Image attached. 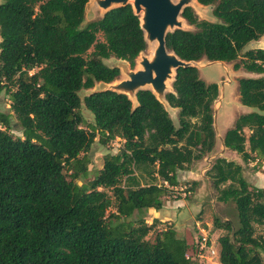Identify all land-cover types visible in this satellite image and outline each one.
Returning a JSON list of instances; mask_svg holds the SVG:
<instances>
[{
  "label": "trees",
  "instance_id": "trees-1",
  "mask_svg": "<svg viewBox=\"0 0 264 264\" xmlns=\"http://www.w3.org/2000/svg\"><path fill=\"white\" fill-rule=\"evenodd\" d=\"M195 1L211 7L214 22L184 7L179 16L194 30L167 33L165 48L184 62L232 63L252 75L236 79V92L253 111L239 115L221 143L257 165L264 161V49H242L264 36V0ZM86 3L0 0V91L8 101V113L0 112V264H195L194 243L171 224H147L145 215L179 186L177 171L212 153L217 86L200 80L196 67L176 69L164 93L176 126L149 90L135 92V106L111 91L80 99V91L118 77L104 60L132 67L146 49L129 5L83 24ZM11 116L19 136L10 134ZM95 137L121 146L85 182ZM241 170L217 157L205 172L216 201L232 203L237 219L235 227L213 219L225 232L218 264H264V231L256 233L264 230V188L250 186Z\"/></svg>",
  "mask_w": 264,
  "mask_h": 264
},
{
  "label": "rangeland",
  "instance_id": "rangeland-1",
  "mask_svg": "<svg viewBox=\"0 0 264 264\" xmlns=\"http://www.w3.org/2000/svg\"><path fill=\"white\" fill-rule=\"evenodd\" d=\"M175 3L177 0H171ZM193 13L195 14L197 20H206L214 22V19L210 15L211 7H203L198 4H193L190 6ZM102 12L95 6V4L90 3L87 0V3L84 8V17L83 24L96 20L100 18ZM179 19L182 21V29L193 31L194 27L188 25L181 17ZM97 40L101 41L102 38L100 35H97ZM251 48H261L264 49V36L261 37L258 41H252L247 43L243 47V51ZM151 49L146 46L145 51L142 53L145 56L150 55ZM133 66H128V69H134L136 67L135 62ZM105 65L110 67H117L121 64H127L125 61H120L114 58H109L103 61ZM232 63L222 65V63H208L205 60H200L195 63V67L198 70V77L205 83H214L217 86L218 96L213 102V113L215 108L216 114L214 116V132H215V141L216 144L219 143L220 137L233 126L234 120L241 114H245L253 111L251 108L244 107L238 103L237 92H236V79L240 77H245L247 73L242 70L233 71L231 69ZM119 70V69H118ZM125 79V76L120 72L115 81L111 84L116 83L120 80ZM102 88L101 84H95L90 91H80L78 93L80 99L85 96L88 92L100 90ZM170 89V86H169ZM168 89V90H169ZM168 92V91H166ZM165 92V93H166ZM132 106H135V102L132 101ZM168 116L173 121L176 126V116L172 109L168 106H165ZM0 112L8 113V101L6 95L3 91H0ZM79 112L82 118L91 123V115L85 111L81 105ZM264 114V111L262 112ZM10 134L12 136H19L21 131L17 127L15 119L10 117ZM121 146V142L117 139L108 142L107 144L101 146L97 142V137L93 140V143L89 150L90 155V165L87 167V175L85 182L90 181L96 174L97 170L101 168L102 157L106 153L114 154L118 151ZM213 153V150H212ZM219 153V152H218ZM219 155V154H218ZM211 164L213 159L209 155L205 156L202 160L198 162H192L187 168H193L195 171L188 178L196 181L195 186H191V180L183 179L180 181L179 186L175 188H169L167 196L164 198V208L170 214L169 217L173 219V224L177 228V235L179 237L184 236L187 244L189 246L198 239L204 236L207 240L208 246H212L214 251H218L217 238L223 234L224 231L214 229L212 222L216 218L219 221H229L234 227L237 224L236 212L233 207V204L228 203H219L216 201V192L214 191L211 181L205 176L207 170V162ZM186 168V169H187ZM184 175V173H183ZM188 175V174H187ZM83 181H76L77 185L82 184ZM109 194V192H107ZM145 220L147 224L151 223L150 215L146 212ZM163 225H157L149 232L147 239L152 241L154 233L157 228H161ZM264 230L261 228H256V233L261 234ZM205 249L201 250V259H197L195 264H214L215 259L206 260L203 259L207 255ZM190 252V251H189ZM216 264V263H215Z\"/></svg>",
  "mask_w": 264,
  "mask_h": 264
},
{
  "label": "water",
  "instance_id": "water-1",
  "mask_svg": "<svg viewBox=\"0 0 264 264\" xmlns=\"http://www.w3.org/2000/svg\"><path fill=\"white\" fill-rule=\"evenodd\" d=\"M90 3L103 13L125 5H129L139 21L146 46H151L150 57L140 53L138 55L139 69H128L127 64L116 68L125 79L116 83L101 84L102 88L95 91H111L123 94L129 101H134V94L138 90H149L156 101L168 106L164 100V93L170 92L171 87H165V81L173 80L174 72L178 68L195 67L193 61L179 60L172 52L165 48L164 37L173 30H183L179 19L181 10L195 4L192 0H89ZM197 4V3H196ZM140 14V18H139ZM213 63V62H208ZM221 63V62H220ZM169 89V90H168ZM214 117V113H213Z\"/></svg>",
  "mask_w": 264,
  "mask_h": 264
},
{
  "label": "crops",
  "instance_id": "crops-1",
  "mask_svg": "<svg viewBox=\"0 0 264 264\" xmlns=\"http://www.w3.org/2000/svg\"><path fill=\"white\" fill-rule=\"evenodd\" d=\"M213 63H217V62H213ZM222 65H225V63H222ZM246 76H252V75L247 74ZM237 100H238V97H237ZM170 109H172V108H170ZM216 109L217 108H215V110H214V116L216 114ZM172 110L176 114V110L175 109H172ZM213 126H214V117H213ZM221 141H222V137H220L218 144H216V141H215L214 147H213V153H211L209 155V157H211V160L219 157V158H223L227 161H233L234 163L241 166V168H242L241 175H242L243 179L250 186H253L255 188H264V161H260V163L257 165L255 164V161H248L247 163H243L241 161L239 155H237L233 151H230V150L224 148L222 146ZM209 163H210V161L207 162L208 168L210 167ZM261 166L263 168H261ZM193 170H194L193 168H187V169L182 170V171H177V173H176L177 180L180 182L183 179H187L189 176H191V174H193L195 172ZM183 173H184V175H183ZM189 180H191V179H189ZM191 181H193V180H191ZM147 213H149L151 220L156 219L161 224H164V223L171 224V226L174 228V230L176 232H178L175 224H173V222H174L173 219L171 217H169L170 214L167 210H165L164 206H162V208L158 211H154L153 209H149V210H147ZM181 238H183L185 240L184 236H182ZM186 243H187V241H186Z\"/></svg>",
  "mask_w": 264,
  "mask_h": 264
},
{
  "label": "built area",
  "instance_id": "built-area-1",
  "mask_svg": "<svg viewBox=\"0 0 264 264\" xmlns=\"http://www.w3.org/2000/svg\"><path fill=\"white\" fill-rule=\"evenodd\" d=\"M261 168H263L261 166ZM194 245H195V250H196V257L198 259H201V254H199V252L203 249H205V253L207 255H210V256H205L203 257V259H206V260H211V259H215L214 264L218 263V251H214L212 249V246H208L207 244V240L204 236H202L201 238H198L195 242H194Z\"/></svg>",
  "mask_w": 264,
  "mask_h": 264
},
{
  "label": "bare ground",
  "instance_id": "bare-ground-1",
  "mask_svg": "<svg viewBox=\"0 0 264 264\" xmlns=\"http://www.w3.org/2000/svg\"><path fill=\"white\" fill-rule=\"evenodd\" d=\"M192 1L194 2V0H192ZM194 3H195V2H194ZM139 18H140V14H139ZM149 49H151V46H149ZM142 53H143V52H142ZM150 53H151V51H150ZM143 55H144V54H143ZM149 57H150V55L147 56V58H149ZM138 61H139V58L137 57V60H136V62H135L136 67H135L134 69H139ZM170 84H171V80H170V79H168V80L165 81V87H166V88H169Z\"/></svg>",
  "mask_w": 264,
  "mask_h": 264
}]
</instances>
